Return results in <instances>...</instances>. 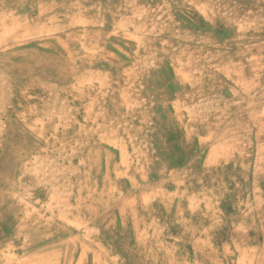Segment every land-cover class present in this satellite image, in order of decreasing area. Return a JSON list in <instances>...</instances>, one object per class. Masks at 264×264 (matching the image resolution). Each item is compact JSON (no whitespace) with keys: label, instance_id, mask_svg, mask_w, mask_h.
I'll return each instance as SVG.
<instances>
[{"label":"rangeland","instance_id":"1","mask_svg":"<svg viewBox=\"0 0 264 264\" xmlns=\"http://www.w3.org/2000/svg\"><path fill=\"white\" fill-rule=\"evenodd\" d=\"M0 264H264V0H0Z\"/></svg>","mask_w":264,"mask_h":264}]
</instances>
